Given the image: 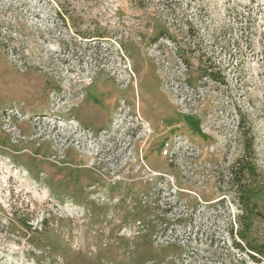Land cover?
<instances>
[{
    "label": "rangeland",
    "instance_id": "1",
    "mask_svg": "<svg viewBox=\"0 0 264 264\" xmlns=\"http://www.w3.org/2000/svg\"><path fill=\"white\" fill-rule=\"evenodd\" d=\"M243 198L264 0H0V264H264Z\"/></svg>",
    "mask_w": 264,
    "mask_h": 264
},
{
    "label": "trees",
    "instance_id": "2",
    "mask_svg": "<svg viewBox=\"0 0 264 264\" xmlns=\"http://www.w3.org/2000/svg\"><path fill=\"white\" fill-rule=\"evenodd\" d=\"M236 168V174L237 171H241L243 168V163H238ZM234 177V174L232 175ZM236 181V184L239 185V180L237 177L233 178ZM242 195V194H241ZM241 198V197H240ZM242 208V214L239 216V228L236 232L233 230L230 232L231 237L234 238V246L238 249H247L249 255L252 257L253 260L259 261V259L264 260V232H263V241H260L258 239H250L248 237V231L251 229L252 225L251 222L254 220V216L257 213L256 204L249 203L246 199V201L242 200L240 204ZM244 219H241V218ZM254 223V222H253ZM23 225L29 229L32 228V226L28 223V221H24ZM263 227H264V211H263ZM239 238V240H236V238Z\"/></svg>",
    "mask_w": 264,
    "mask_h": 264
},
{
    "label": "bare ground",
    "instance_id": "3",
    "mask_svg": "<svg viewBox=\"0 0 264 264\" xmlns=\"http://www.w3.org/2000/svg\"><path fill=\"white\" fill-rule=\"evenodd\" d=\"M138 128H140V127H138ZM74 133H75L76 135H78V130H75ZM80 135H81V134H80ZM91 138H93V137H91ZM80 139H83V140H82V142L84 141V144H83V145H87L88 142L90 141L89 137H86V139H84L83 136H80L77 140H80ZM90 146H91V145H90ZM110 151H111V150H110ZM110 154H111V153H110ZM123 154H124V153H123Z\"/></svg>",
    "mask_w": 264,
    "mask_h": 264
}]
</instances>
